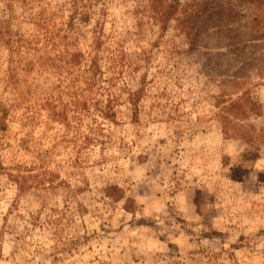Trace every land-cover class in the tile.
Here are the masks:
<instances>
[{
  "label": "rangeland",
  "instance_id": "374dc122",
  "mask_svg": "<svg viewBox=\"0 0 264 264\" xmlns=\"http://www.w3.org/2000/svg\"><path fill=\"white\" fill-rule=\"evenodd\" d=\"M27 1L0 0V264H264V0L197 40L181 8L78 0L67 32L72 0Z\"/></svg>",
  "mask_w": 264,
  "mask_h": 264
},
{
  "label": "trees",
  "instance_id": "16d2710c",
  "mask_svg": "<svg viewBox=\"0 0 264 264\" xmlns=\"http://www.w3.org/2000/svg\"><path fill=\"white\" fill-rule=\"evenodd\" d=\"M24 2L28 4L27 0H23ZM115 1V0H114ZM216 0H201L198 3H192V4H185L182 5L181 0H141L139 2V8L136 12L139 13V20L140 24L144 20H148L155 18L157 21L159 20L163 27L165 28L170 21L172 15L176 11V9L181 8L183 11V16L181 18L184 28L188 31V34L192 37V39L197 40L201 36L203 37L207 30L213 26L219 23L220 21V15L225 14L226 11L224 8L219 5H215ZM78 0H72V12L70 14L69 23H68V30L69 32L71 30V26L73 25L74 21L78 19L81 22H89L91 19V16L89 12H80L79 7L77 5ZM215 14H218V22L215 23V21L210 22L211 16H214ZM69 34V33H68ZM74 53H72L73 55ZM77 54V53H76ZM75 54V55H76ZM79 56V55H77ZM84 55L82 52H80V62L82 61ZM100 63L97 57H93L92 63H91V71L90 76L88 78V83L85 85L86 91L80 92V102L85 103V106L87 105L88 101V91L93 89V86H95V76H97L98 72H100ZM142 88H138L131 96V101L134 105H137L140 95H141ZM83 98V100H81ZM106 116L109 115V112L106 111L104 114ZM6 124L2 125L3 128H5ZM116 188V187H115Z\"/></svg>",
  "mask_w": 264,
  "mask_h": 264
}]
</instances>
